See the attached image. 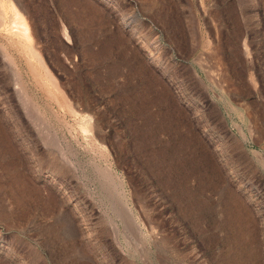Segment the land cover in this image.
Here are the masks:
<instances>
[{
  "label": "rangeland",
  "instance_id": "374dc122",
  "mask_svg": "<svg viewBox=\"0 0 264 264\" xmlns=\"http://www.w3.org/2000/svg\"><path fill=\"white\" fill-rule=\"evenodd\" d=\"M6 1L0 264H264V0Z\"/></svg>",
  "mask_w": 264,
  "mask_h": 264
},
{
  "label": "bare ground",
  "instance_id": "6f19581e",
  "mask_svg": "<svg viewBox=\"0 0 264 264\" xmlns=\"http://www.w3.org/2000/svg\"><path fill=\"white\" fill-rule=\"evenodd\" d=\"M4 1H6V0H0V20H3L5 18V16L7 15V12H8V7H9V6H7L8 3L6 4ZM9 3H10V1H9ZM17 4L19 5L18 6L19 8L16 7V5L14 3L15 6H13V7L15 8V13L13 14V16H11L12 22H14L12 27H11L12 34H14V36L16 37L15 39L17 41H19V45L22 48L30 50L31 53L29 54L30 55L29 57H30L31 67L35 71V73L38 74L37 77H40L39 81L41 79L42 80L41 82L43 83V81L45 80V82L43 84L46 83L45 86H46L47 90L49 92H51V94L53 96L51 94H49L48 91H47V93L50 96H52L53 98L55 97L56 100L62 101V99L60 97H62L63 99H64V97L60 93L62 91L59 88L60 86L58 87L59 83L57 84L56 81L54 80L55 78L47 73V67L43 61V58L41 57L39 52H36L35 47L37 48V40H36L35 35L33 33V29L31 27V24H30V21L28 18L29 16H27V14L25 13L26 10L23 9V7L18 2H17ZM41 68L46 70V72H45L46 74L43 76H42L43 73H41V70H40Z\"/></svg>",
  "mask_w": 264,
  "mask_h": 264
}]
</instances>
